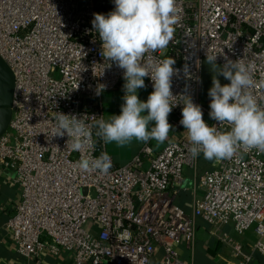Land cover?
<instances>
[{
  "label": "built area",
  "instance_id": "2783aa9c",
  "mask_svg": "<svg viewBox=\"0 0 264 264\" xmlns=\"http://www.w3.org/2000/svg\"><path fill=\"white\" fill-rule=\"evenodd\" d=\"M108 5L114 8V0H0V58L14 77L0 162L16 171L22 190L7 223L17 252L30 260L45 248L65 249L77 264H188L176 244L191 242L201 219L214 229L231 226L237 234L253 229L254 247L264 255V152L238 149L201 175V196L191 214L174 201L185 169L197 168L202 155L192 157L189 141L171 142L159 153L146 144L121 166L108 154V174L78 168L81 156L106 152L95 121L104 116L103 94L125 83L124 70L104 58L92 28L93 14ZM176 7L173 40L142 58L145 66L175 60L173 103L182 102L181 94L191 96L203 119L218 126L201 99L208 53L217 55L220 66L225 57L242 60L254 82L250 91L264 107V0H176ZM145 79L152 92L153 82ZM99 84L106 88L96 95ZM182 107H173L170 125L183 127ZM58 111L84 116L91 137L81 151L67 146L66 134L52 136ZM235 249L243 257L240 264L251 263L240 245Z\"/></svg>",
  "mask_w": 264,
  "mask_h": 264
},
{
  "label": "clouds",
  "instance_id": "9594fccd",
  "mask_svg": "<svg viewBox=\"0 0 264 264\" xmlns=\"http://www.w3.org/2000/svg\"><path fill=\"white\" fill-rule=\"evenodd\" d=\"M114 10L107 14L94 13L92 28L102 42L104 58L123 69L124 103L119 115L104 116L95 121V135L105 144L116 143L123 147L133 140L165 142L172 125L168 116L174 106L182 104L180 124L187 131L189 151L193 158L201 153L205 159H230L238 149L253 148L264 152V107L250 91L253 80L249 68L237 59L225 57L219 66L217 55L207 53L206 62L214 73L208 91L211 119L217 125H209L203 119L200 105L189 95L181 94L182 102L173 103L172 77L178 72L173 68L175 60L167 57L151 65L142 63L144 54L167 48L173 40L177 22L176 0H114ZM187 74V67L184 69ZM218 76L229 83L221 84ZM145 77L153 82V91L146 101H141L138 90L145 87ZM78 87V86H77ZM106 85L99 84L96 95ZM52 136L65 134L67 146L81 151L90 139L91 132L84 116L55 112ZM227 126L228 130H221ZM78 168L84 172L108 174L112 167L111 157L102 152L98 157L81 156Z\"/></svg>",
  "mask_w": 264,
  "mask_h": 264
},
{
  "label": "crops",
  "instance_id": "0c3cea01",
  "mask_svg": "<svg viewBox=\"0 0 264 264\" xmlns=\"http://www.w3.org/2000/svg\"><path fill=\"white\" fill-rule=\"evenodd\" d=\"M209 64L205 61L203 65V87L201 91L202 101L210 105L211 98L208 91L212 86V78L207 69ZM145 87L138 90V96L141 101H146L151 93ZM210 81L211 83H209ZM221 84L229 81H220ZM123 84L118 88L105 92L102 97V106L104 118L108 119L110 115H119L121 105L124 103ZM209 100V101H208ZM189 141L187 131L182 128L172 126L168 139L163 143L155 140L140 142L133 140L126 146H119L116 143L105 144V151L112 157L116 165H126L133 157L138 155L146 144H150L155 153H159L163 148L176 141ZM219 160L205 159L203 154L199 157L197 168H186L184 171V186L175 202L184 210L191 214L192 206L196 197L201 196V190L198 187V181L201 175L206 171L213 170L218 166ZM149 162L145 163V167ZM22 198V190L17 182V174L14 169L0 162V264H77L74 259V253L65 249L53 252L47 248L43 249L37 256L30 260L23 258L18 252L16 245L11 241L10 233L7 228L8 220L14 215L17 206ZM258 240V235L253 229L244 234H237L231 226H225L220 229L211 228L201 219L196 220V233L191 242L181 240L176 244V249L181 258L188 264H240L243 257L235 249V245H240L242 253L251 257L250 264H264V255L258 252L254 244Z\"/></svg>",
  "mask_w": 264,
  "mask_h": 264
},
{
  "label": "water",
  "instance_id": "95a60500",
  "mask_svg": "<svg viewBox=\"0 0 264 264\" xmlns=\"http://www.w3.org/2000/svg\"><path fill=\"white\" fill-rule=\"evenodd\" d=\"M14 77L0 58V138L8 130L13 107Z\"/></svg>",
  "mask_w": 264,
  "mask_h": 264
},
{
  "label": "trees",
  "instance_id": "16d2710c",
  "mask_svg": "<svg viewBox=\"0 0 264 264\" xmlns=\"http://www.w3.org/2000/svg\"><path fill=\"white\" fill-rule=\"evenodd\" d=\"M113 10L114 8L112 6H102L98 8L97 13L107 14L108 12Z\"/></svg>",
  "mask_w": 264,
  "mask_h": 264
},
{
  "label": "rangeland",
  "instance_id": "374dc122",
  "mask_svg": "<svg viewBox=\"0 0 264 264\" xmlns=\"http://www.w3.org/2000/svg\"><path fill=\"white\" fill-rule=\"evenodd\" d=\"M217 65H219V64H217ZM220 66V65H219ZM210 72V74L209 75H211L210 77L212 78L213 77V72L211 71V68H210V65H209V67L207 68ZM220 81H225V79H224V77L223 76H218L217 77ZM209 83H211L210 81H208ZM209 101V100H208ZM90 225H91V222L89 221L88 223H87V225L85 226V228L86 229H88L89 227H90Z\"/></svg>",
  "mask_w": 264,
  "mask_h": 264
}]
</instances>
